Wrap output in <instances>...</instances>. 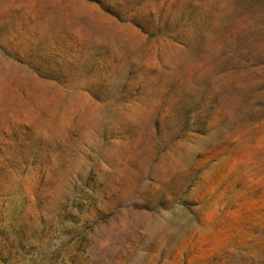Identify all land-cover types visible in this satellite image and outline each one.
I'll return each instance as SVG.
<instances>
[{"label": "rangeland", "instance_id": "rangeland-1", "mask_svg": "<svg viewBox=\"0 0 264 264\" xmlns=\"http://www.w3.org/2000/svg\"><path fill=\"white\" fill-rule=\"evenodd\" d=\"M0 264H264V0H0Z\"/></svg>", "mask_w": 264, "mask_h": 264}]
</instances>
